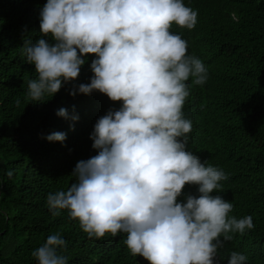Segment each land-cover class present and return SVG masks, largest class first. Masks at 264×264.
Wrapping results in <instances>:
<instances>
[{"label": "clouds", "instance_id": "1", "mask_svg": "<svg viewBox=\"0 0 264 264\" xmlns=\"http://www.w3.org/2000/svg\"><path fill=\"white\" fill-rule=\"evenodd\" d=\"M197 16L183 0H47L41 38L23 46L37 74L28 82L33 101L77 80L92 54L90 83L74 85L70 94L99 91L122 102L98 119L90 137L97 155L77 162L76 181L48 195L49 209L53 215L67 210L90 238L127 234L130 253L150 264H215L230 233L254 228L252 216L229 217L232 203L212 194L228 175L187 150V82L191 77L192 84L203 85L208 73L170 29L175 23L191 30ZM49 36L54 43L44 38ZM215 109L218 116L220 107ZM57 115L69 118L65 108ZM47 140L63 143L66 134L55 132ZM186 185H197L199 196L179 202ZM65 247V239L52 234L33 256L38 264H68L58 252ZM229 257V264L247 260L235 251Z\"/></svg>", "mask_w": 264, "mask_h": 264}, {"label": "trees", "instance_id": "2", "mask_svg": "<svg viewBox=\"0 0 264 264\" xmlns=\"http://www.w3.org/2000/svg\"><path fill=\"white\" fill-rule=\"evenodd\" d=\"M46 2L0 0V264H38L33 252L56 233L66 241L58 252L68 264H150L130 253L127 234L90 238L67 210L53 215L48 207L50 193L76 181L77 162L97 155L90 138L94 126L122 102L99 91L70 94L74 85L90 83L92 54L79 78L54 96L41 102L28 96V82L37 74L23 46L41 38ZM183 2L198 12L197 23L191 30L173 23L170 31L187 42V54L199 58L208 73L203 85L192 84L191 77L187 82L190 95L182 109L192 122L187 150L228 175L212 194L232 203L229 217L252 216L254 224L244 234L230 233L215 264H229L233 251L247 257L245 264H264V0ZM61 108L69 118L57 115ZM55 132L65 133L66 140L48 141ZM190 194L199 196L197 185H186L179 202Z\"/></svg>", "mask_w": 264, "mask_h": 264}]
</instances>
